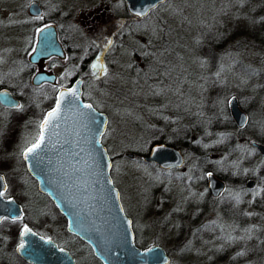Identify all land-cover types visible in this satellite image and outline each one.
Listing matches in <instances>:
<instances>
[{"label": "rangeland", "instance_id": "rangeland-1", "mask_svg": "<svg viewBox=\"0 0 264 264\" xmlns=\"http://www.w3.org/2000/svg\"><path fill=\"white\" fill-rule=\"evenodd\" d=\"M154 13L148 23L149 32L134 34L130 44L133 50L123 48L111 55L109 66H104L107 74L102 72L98 79H91L93 75L88 71L90 81L84 87L86 100L107 115L100 141L111 158V181L122 198L123 211L135 218L138 242L163 247L168 252L169 264H230L232 259L235 264H264L263 209L247 215L244 226H238V218L233 222L214 210L208 216L210 225L218 232L202 236L200 242L194 243L191 228L196 226V216L195 212L190 214L188 209H182L188 203V193L180 188L183 185L168 186L172 197L163 208L158 173L137 155L147 146L146 127L153 125L152 118L158 115L170 123L165 140L179 125L189 128L194 140L201 134L205 136V150L220 146L223 134L229 133L238 140L241 152L252 150L243 142L255 141L256 132L264 125V47L250 36L255 30L262 35L264 0H172ZM223 36L226 42L217 48L222 55L219 52L216 63H211V58L202 52L204 46L208 40L214 49V41ZM247 68L251 74L243 73ZM219 81L223 87L213 95L211 85ZM226 94L242 100L249 110L248 125L240 132L234 128L215 131L206 125L210 114H219L224 120L227 117ZM180 149L184 157L182 168L189 171L195 164L193 151ZM127 153L133 158L126 157ZM208 156L215 166L229 168L230 173L241 164L239 156L228 157L224 151L212 150ZM254 158L256 163L264 161L256 155ZM249 169L245 171L250 173ZM195 189L201 192L203 187ZM233 191L230 186L224 195ZM147 200H152L160 214L164 213L165 222L163 215L142 220ZM177 210L184 214L175 216L173 211L179 214ZM158 214L156 211L155 215ZM241 252L244 254L237 255ZM221 255H225L221 257L225 260L217 259Z\"/></svg>", "mask_w": 264, "mask_h": 264}, {"label": "flooded vegetation", "instance_id": "flooded-vegetation-1", "mask_svg": "<svg viewBox=\"0 0 264 264\" xmlns=\"http://www.w3.org/2000/svg\"><path fill=\"white\" fill-rule=\"evenodd\" d=\"M130 1L134 4L133 0H0V176L4 177L3 189L0 190L4 195L0 199L4 203L12 200L22 212L21 218L0 219V264H71V259L74 264H100L92 255L91 247L67 230L66 219L52 205L49 197L39 192L37 181L28 175L21 152L26 147V141L37 136L38 124L44 117L45 111L50 110L54 105V99L61 85L67 89L74 81H80V100L91 103L97 110L94 103L86 100L85 97L84 87L90 81L87 72L91 71L92 75L94 71L91 70V65L97 63L98 68L102 65L105 69L109 66V58L115 52H120L123 48L131 52L133 49L130 44L134 34L138 35L145 31L148 33V23L154 12L161 11L171 4L172 0L160 1L140 17L132 13L131 8L129 9ZM141 4V0L137 1L136 7L139 8ZM41 28L44 29L42 33L38 31ZM224 40L225 36L221 40H215V48L211 50L207 49V40L204 46L206 49L203 48L202 52L207 50L211 53L209 55L204 52L205 56L213 57L211 63H216V57L220 52L217 48L223 47L226 42ZM220 54L222 55L221 52ZM97 57H100L99 61ZM97 75L102 76V71ZM90 78L98 79L97 76ZM222 83L220 81L212 83L213 95H217L219 89L223 87ZM231 98L235 99L237 107L246 117L242 126L237 127L229 113L228 101ZM5 99L11 103L5 102ZM241 101L234 95H228L225 102L226 118L229 117L233 121V128L238 132L245 129L249 121V110ZM208 102L209 100L206 104ZM15 105L21 107L17 108ZM208 117L223 119L219 114H210ZM196 120L198 123V119ZM209 128L213 127L209 125ZM219 130L225 132L230 129L219 128ZM262 131L264 125H260L256 132L255 141L245 139L243 143L249 144L258 154L257 156L264 158V155L253 145V143L264 145ZM200 149H203L200 156L206 160L207 165L213 163L212 165L215 166L214 160L208 156L209 151L212 150L210 148L205 150L202 145ZM253 164H255L254 169L247 166L253 169H249L250 173L245 171L246 165L241 164L247 178L242 177L238 180L232 178L231 181L220 179L211 170L207 171L209 169L202 166L200 169L191 166L189 171L182 168L184 163L179 168L169 167L167 170L156 168L153 164L152 166L160 170L158 179L161 183L159 189L162 190L163 208L172 197L167 189L168 186L172 183L183 185L180 188L188 193V203L184 204L182 209L184 211L188 209L190 214L195 212L196 227L204 224L211 227L208 214L214 210L224 217H226L225 212L228 215L234 214L233 218H226L233 222H236L235 217L238 218V226L245 225L247 215L264 210V161ZM215 168L219 169L217 166ZM208 174L222 182L223 188L218 195H212L206 187ZM248 181H251V184L247 185ZM199 186L203 187L201 192L195 189ZM230 186L234 191L224 195ZM237 196L238 200L235 198ZM121 200L122 198L119 202L123 208ZM144 208L142 220L163 215L162 219L165 222L164 213L160 214V210L155 209L152 200L151 203L147 200ZM163 208L161 211L164 210ZM156 211L159 212L158 215H155ZM184 211L177 210L179 214L173 211V214L182 216ZM124 215L131 222L133 243L136 248L142 250L153 244L156 245L152 243L144 246V242H138L134 216L126 212ZM25 225L35 236L42 237L43 240H51L55 250L40 245V248L32 250V254L35 255L34 260L22 258L19 252H23L20 244L24 245V238L20 233ZM166 253L168 255L167 251Z\"/></svg>", "mask_w": 264, "mask_h": 264}, {"label": "water", "instance_id": "water-1", "mask_svg": "<svg viewBox=\"0 0 264 264\" xmlns=\"http://www.w3.org/2000/svg\"><path fill=\"white\" fill-rule=\"evenodd\" d=\"M137 1L133 0L135 5L130 1L128 7L140 17L163 0H141L139 8L136 7ZM73 86L78 89L81 98V82L77 84L74 81L70 88ZM67 89L61 88L56 96L59 91ZM85 103L87 101L80 99L77 102ZM228 104L236 126L245 124L246 117L237 107L235 99L231 98ZM81 111L88 114L81 116L77 111L61 108V115L54 127L50 132H45V145L38 156L28 160L22 156L28 175L37 181L39 192L47 195L66 219L67 230L91 247L92 255L100 264H169L170 259L164 248L153 244L141 250L133 243L131 222L122 212L119 191L111 181V158L100 141L107 126V115L94 107L91 112L87 109ZM253 145L264 155V145ZM182 155L179 148L161 142L149 146L147 154L141 159L145 164L152 163L156 168L167 170L182 166ZM126 157H132L131 153H127ZM206 177V187L212 195H218L223 188L222 182L211 174ZM3 185V181L0 182V190ZM0 205V219L7 217L13 220L22 215L20 207L12 200L4 203L0 199ZM23 238V252L19 253L26 260L35 259L32 250L40 248V245L55 250L51 240H43L31 232ZM71 264H74L72 259Z\"/></svg>", "mask_w": 264, "mask_h": 264}, {"label": "trees", "instance_id": "trees-1", "mask_svg": "<svg viewBox=\"0 0 264 264\" xmlns=\"http://www.w3.org/2000/svg\"><path fill=\"white\" fill-rule=\"evenodd\" d=\"M261 29H262V35H259L258 32L255 30L254 33H252V36H250V37L252 40H254L255 42H258L259 44H261L262 47H264V38H263L264 27H262ZM239 30H240V28H239ZM208 38H210V37H208ZM211 46H212V44L210 42H208L207 49L211 50L212 49ZM199 49H201V48L199 47ZM205 52L209 53V55H211V53L209 51L206 50ZM211 59H213V57H211ZM243 71H244V74H246V75L250 73V71H248V68L246 70H243ZM152 121H153V123H152L153 125H148L146 127L147 128L146 138L148 141L147 146L144 148V150L137 152V155L139 156L138 158L140 159L141 162H142L141 157H144L147 154L149 146H152L154 144L162 142V144H166V145L169 144L172 147L177 148V149L178 148H183V149H189L190 148V149H192L193 156L195 157V159H194L195 165H193L195 168L200 169V166L205 167V169H209L207 171L211 170L213 173H215V176L219 177L220 179L221 178L226 179V181H231L232 178L233 179L236 178L238 180V179H241L242 177H246V178L248 177L242 171V165L241 164H245L246 166H249L251 168H253L255 165V164H253V162H255L254 157H255V155L257 157L258 154L254 150H251L248 153L241 152V148H239V145L237 144L238 140L234 137L233 134H230V133H229V135L223 134V136L220 140V143H219L220 146H217V148H215V149L211 148L212 150H214V152L224 151V153L226 155H228V157H233V156H239L240 157L239 163H241V164L236 169V172L230 173L229 168L223 169V171H222V170L215 168V166L212 165L213 163H210V165L209 164L207 165L206 160H204V158L200 156L203 153V149H200V146L202 144H204V142L207 140V138L205 136H203L201 134V135H199L200 138L198 140H194V138L192 139L189 135L190 134L189 128L187 129L184 126L182 127V126L178 125L177 128H174L172 130V135H170L171 138H169L168 140H165L164 139L165 138L164 137L165 131L171 130L170 129V123L165 121L164 119H162V117H160L159 115L153 117ZM232 122L233 121L229 117L226 118L225 120H223L219 117L218 118L217 117H210V118H208L206 125H210L211 127H213V130H219V128L229 129V128L234 127V124H232ZM193 126L195 129L198 130V128H196L195 124ZM239 157H238V159H239ZM148 165L152 166V164H148ZM212 166H213V168H212ZM152 169H154L158 173V176L160 175L159 169H156L155 166H152ZM253 169H250V170H253ZM233 215L232 214L228 215L227 212H225V216L228 217L229 219L233 218ZM191 230H192L191 240L194 243L200 242L201 241L200 238L202 236L209 237V236H211V234L218 232V229L216 227H214L213 225L211 227H209V226H207V224L206 225L204 224L201 227H200V225L197 227L192 226ZM185 248H187V247H185ZM185 248H183V249L185 250ZM246 250L250 254L249 249L246 248ZM259 250L261 251L262 248ZM225 255H221V256L217 257V259H220V261L225 260L224 258H221V257H225ZM229 262H230V264H235V263H233L234 262L233 259Z\"/></svg>", "mask_w": 264, "mask_h": 264}, {"label": "snow or ice", "instance_id": "snow-or-ice-1", "mask_svg": "<svg viewBox=\"0 0 264 264\" xmlns=\"http://www.w3.org/2000/svg\"><path fill=\"white\" fill-rule=\"evenodd\" d=\"M45 27H49L48 25H45ZM39 32H43L44 29H38ZM111 43V41H109V44ZM97 61L100 60V57L96 58ZM91 68L94 70L92 72L93 76H97L98 72H103V74H107V70L103 69V66L101 65L100 68H98L97 63H93L91 65ZM63 79V77H62ZM79 83V81H77V84ZM61 88L64 87V85L60 86ZM80 97L78 94V89L73 86L72 88H68L65 91H59V94L55 97V106L52 107V109L50 111H48L46 113V115L42 118V120L39 122L38 124V134L35 138L26 141V147L25 149L21 152V155L23 156V158L25 160H28L29 158H33L35 159L39 152L42 150V146L45 145V132L47 131H51V129L54 127L55 121L56 119L61 115V108L62 107H66L69 108V110H74L79 112V114L81 116H85L88 113H85L83 111H81V109H87L89 110V112H91L93 110V105L91 103H85V104H77V102L79 101ZM5 102L7 103H11V101H7V99H5ZM17 108H20V105H15ZM30 145V146H27ZM4 180L3 176H0V182H2ZM6 187V186H5ZM4 195V193L2 191H0V197H2ZM238 200V196L235 197ZM31 230L28 228L27 225H25L23 227V229L21 230L20 235L24 236L26 233H29ZM249 232L251 231V229L248 230ZM34 235V233H33ZM24 245L23 243L20 244V248H23ZM244 253H238L237 255H243Z\"/></svg>", "mask_w": 264, "mask_h": 264}]
</instances>
